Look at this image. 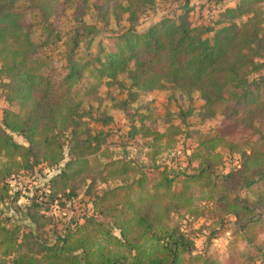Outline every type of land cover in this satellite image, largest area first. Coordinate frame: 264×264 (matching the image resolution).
Wrapping results in <instances>:
<instances>
[{
  "label": "trees",
  "instance_id": "obj_1",
  "mask_svg": "<svg viewBox=\"0 0 264 264\" xmlns=\"http://www.w3.org/2000/svg\"><path fill=\"white\" fill-rule=\"evenodd\" d=\"M58 1L0 0V97L6 102L0 120V264H248L244 259L256 254L264 259V88L244 78L261 67L256 59L264 54V0H234L220 16L246 20L228 22L211 37L190 25L185 0H170L182 6L176 16L140 29L132 22L156 0H94L98 16L111 13L118 21L127 14L129 22L109 45L100 42L96 52L89 48L96 27L83 19L89 0H74L80 3L66 31L50 22ZM29 9L39 17V36L27 17ZM57 42L63 44L58 64L53 57ZM119 72H126L139 93L167 84L198 91L206 115L216 113L217 103L230 102L228 129L218 125L192 151L195 171L177 178L165 167L144 168L102 151L103 139L79 118L78 108L103 78ZM138 131L151 138V147L168 133L143 124ZM229 148L241 159L229 171H218L220 150ZM41 164L56 171L49 179L52 192L46 194L50 203L34 196L25 206V217L33 223L31 209H47L62 195L63 203L70 201L86 179L121 182L96 192L92 213L49 243L31 230L21 231L14 215H5L14 199L8 178ZM258 185L252 201L240 196L239 191ZM206 204L213 205L220 222L234 219L228 254L220 259L197 251L172 219L173 214L197 219Z\"/></svg>",
  "mask_w": 264,
  "mask_h": 264
},
{
  "label": "rangeland",
  "instance_id": "obj_2",
  "mask_svg": "<svg viewBox=\"0 0 264 264\" xmlns=\"http://www.w3.org/2000/svg\"><path fill=\"white\" fill-rule=\"evenodd\" d=\"M92 1L94 0L88 1L83 19L86 23L96 27V32L91 36L89 43V48L96 52L100 47V42L103 44L102 46L109 45L114 34L127 27L129 22L127 14L122 15L118 21L111 13L103 15V17L98 16L92 6ZM75 3L80 2L58 1V13L53 15L50 21L54 27L66 31L73 25L72 16ZM179 3L170 0H156L155 3L146 5L137 14L132 25L140 29L162 17L176 16L182 7ZM219 3L215 0L184 1L185 6H188L191 11L188 15L190 25L198 28L197 32L201 36L211 37L216 29L228 22L239 24L246 20V16L221 17L220 14L227 6L233 5L234 0L224 2L223 8L213 11ZM18 4L20 7L24 5L23 3ZM262 5L264 4L262 3ZM27 12L28 19L34 23L35 35L39 36L41 30L38 29L37 12L33 9H29ZM205 29H210V31L205 33ZM57 43V52L53 54V57L58 64V60L61 59L59 50H63V44ZM80 45L83 49L84 42ZM256 61L261 64V67L251 69L244 78L247 82L252 79L262 82L261 88L263 89L264 54ZM202 103L203 100L198 91L183 92L168 84L166 88L158 89L157 92H136L130 86L126 72H119L113 78H103L94 92L84 96L78 113L79 118L88 123L93 133L103 139L101 149L107 155L116 158H131L144 168L153 165L165 167L167 171L174 174L173 176L180 178L182 174L191 173L197 169L198 164L192 161L191 156L197 145L213 136L218 125L224 127V130L229 127L226 125L228 119L226 115L229 116L232 111L229 101L217 103L216 113L211 116L201 110ZM1 105L0 97V108ZM141 124L152 130L167 131V136L158 139L157 144L151 147L147 144L151 138H142L138 131ZM170 127L172 128L170 129ZM156 150L158 153L153 154ZM230 151L231 148L220 150L222 160L218 164V171L227 172L240 161L238 152L231 154ZM67 157L66 154L65 158ZM54 168L56 167L49 168L41 164L32 169L20 171L8 178L14 199L6 206L5 212V215L6 213L14 215L13 224L19 225L21 231L31 230L39 238L49 243H52L57 236L62 235L68 227L73 228L74 223H82L84 217L92 213L91 201L96 192L121 182L120 180L102 182L97 179L94 184H91L90 179H86L74 190L70 201L63 203V199L66 197L62 195L60 199L57 198L51 202L52 204H47V209H44L45 206L31 209L30 212L35 213V223L30 222V218L25 217V206L34 196L40 197L41 201L45 203H50V198L46 194L52 192L49 188V179L56 171ZM259 187L260 185L248 190L244 189L239 191V194L252 201L255 199L254 194ZM97 219L109 224L106 217L97 216ZM172 219L174 222H178L182 230L192 239L197 251L210 257H218V259L228 254L226 248L232 237L234 219L231 217L220 222L216 218L212 204H206L203 213L197 219L186 217L184 214H173ZM244 262L264 264V259L261 254H256L252 260L244 259Z\"/></svg>",
  "mask_w": 264,
  "mask_h": 264
},
{
  "label": "crops",
  "instance_id": "obj_3",
  "mask_svg": "<svg viewBox=\"0 0 264 264\" xmlns=\"http://www.w3.org/2000/svg\"><path fill=\"white\" fill-rule=\"evenodd\" d=\"M157 91H158V89H155V90L149 91V93L157 92ZM1 101H2V105H1L2 107L0 108V120H1L2 109H3V107L6 106V102L3 99H1Z\"/></svg>",
  "mask_w": 264,
  "mask_h": 264
},
{
  "label": "built area",
  "instance_id": "obj_4",
  "mask_svg": "<svg viewBox=\"0 0 264 264\" xmlns=\"http://www.w3.org/2000/svg\"><path fill=\"white\" fill-rule=\"evenodd\" d=\"M224 2H226V1H224ZM224 2H222V3H219L218 5H216L215 6V9L213 10V11H218V10H220L221 8H223V6H224Z\"/></svg>",
  "mask_w": 264,
  "mask_h": 264
}]
</instances>
